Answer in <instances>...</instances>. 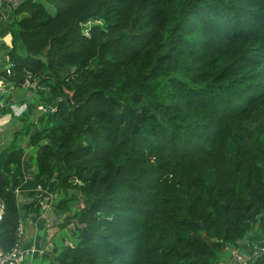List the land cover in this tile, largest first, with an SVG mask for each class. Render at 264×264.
Returning a JSON list of instances; mask_svg holds the SVG:
<instances>
[{
	"label": "trees",
	"instance_id": "obj_1",
	"mask_svg": "<svg viewBox=\"0 0 264 264\" xmlns=\"http://www.w3.org/2000/svg\"><path fill=\"white\" fill-rule=\"evenodd\" d=\"M44 1L17 2L3 44L0 75L35 86L0 107L20 123L0 151L1 249L19 240L27 151L62 217L44 264H219L264 245V0Z\"/></svg>",
	"mask_w": 264,
	"mask_h": 264
},
{
	"label": "crops",
	"instance_id": "obj_2",
	"mask_svg": "<svg viewBox=\"0 0 264 264\" xmlns=\"http://www.w3.org/2000/svg\"><path fill=\"white\" fill-rule=\"evenodd\" d=\"M14 1L19 0H0V72L5 68L2 62L7 59L6 54L9 51V48H5L3 44L10 46L7 21L13 16ZM26 91L29 94L31 90L24 87L15 89L10 83H7L5 77L0 75V96H4V99L0 101V107L6 104L5 98L9 94L12 97L10 100V102H13L12 106H22L19 103L20 96L25 94ZM19 126L18 119L9 113L0 115V151L11 144L13 135ZM23 163L24 182L17 190L18 204L22 213L21 224L24 229L20 239V253L22 256L20 264H44L53 257L57 238L62 233V229H60L62 217H56L52 208L53 204L51 206L49 204L50 196L55 195L53 188L50 186L42 189L35 182L30 151L26 152ZM30 202H32L31 208L29 207ZM51 210L52 212H48ZM46 213H51L54 218L49 220L45 216ZM55 226L57 227L55 228ZM224 253L226 252H222L221 255L223 256ZM26 258L27 261H25Z\"/></svg>",
	"mask_w": 264,
	"mask_h": 264
},
{
	"label": "built area",
	"instance_id": "obj_3",
	"mask_svg": "<svg viewBox=\"0 0 264 264\" xmlns=\"http://www.w3.org/2000/svg\"><path fill=\"white\" fill-rule=\"evenodd\" d=\"M17 2L18 1H14L13 5L16 6ZM2 64L5 66L4 70H6V73L10 74L12 64L9 63L7 59H4ZM23 86L24 87H34L35 86V83L30 80V75H28L27 78L25 79ZM18 109H21V106ZM18 109H16L15 112H17ZM55 197L56 195L50 196V199H49L50 206L51 204H53V207L55 206L56 204L54 201ZM3 214H4V204L0 200V221L2 220ZM23 230L24 229L20 221L18 230H17V235L19 237V240L17 241V243L14 245V247L12 248L10 252H4L0 247V264H20V261L22 259V256L20 253V239L23 235ZM225 250L230 251V255H231L230 261H228L227 263L220 261L219 264H251V262L257 256H259L261 253H264V245L262 246L255 245L253 247V251L251 254L244 253L240 251L239 248H236V247H227Z\"/></svg>",
	"mask_w": 264,
	"mask_h": 264
},
{
	"label": "rangeland",
	"instance_id": "obj_4",
	"mask_svg": "<svg viewBox=\"0 0 264 264\" xmlns=\"http://www.w3.org/2000/svg\"><path fill=\"white\" fill-rule=\"evenodd\" d=\"M41 2H43L46 6H48L50 9H51V11H53L54 10V8L51 6V5H49L47 2H45L44 0H40ZM28 89H34L33 87H31V88H28ZM18 107H20V105H18V106H13V109L15 110V109H17ZM48 207H49V205H48ZM48 212H52V210L51 211H48ZM46 217H48L49 218V220H51L52 218H54L53 217V215L50 213V214H47L46 213V215H45ZM45 217V218H46ZM57 226H55V228H56ZM60 238V237H59ZM226 253H224V255L221 257V260L220 261H222V262H224V263H227L228 261H230V257H231V255H230V251L228 250V251H225ZM25 261H27V258L25 259Z\"/></svg>",
	"mask_w": 264,
	"mask_h": 264
}]
</instances>
